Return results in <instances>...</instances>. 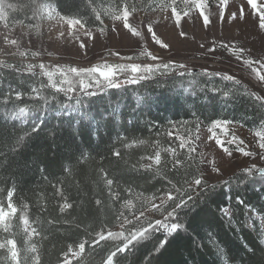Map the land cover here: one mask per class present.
<instances>
[{
	"label": "trees",
	"instance_id": "1",
	"mask_svg": "<svg viewBox=\"0 0 264 264\" xmlns=\"http://www.w3.org/2000/svg\"><path fill=\"white\" fill-rule=\"evenodd\" d=\"M150 1L136 0L141 5ZM99 2L112 7L117 0H95L90 5L87 0H31V5L55 8L94 29L103 27L101 17L98 20L91 10H103ZM0 6L18 24L31 26L39 17L26 0H0ZM22 65L14 64L15 70L10 69L12 65H0V97L12 90L13 96L32 100L21 105L28 109L23 113L0 105V200L6 202L11 189H16L13 200L20 217L13 223L20 264H32L24 260L26 245L34 248L39 264H58L57 257L62 259L65 249L82 248L83 252L81 241L88 242L87 264H101V259L117 252L115 264H264V175L257 173H239L214 188L193 191L192 201L173 218L180 225L174 233L157 228L137 241L107 239L128 228L118 231L123 223L115 216L116 208L126 203L124 197L133 191L143 196L164 195L170 187L168 179L182 182L183 172L188 175L195 169L186 167L189 164L170 135L171 127L196 120L207 125L230 120L250 127L264 122V111L251 90L219 76H202L203 72L141 76L139 82L119 83L118 89L103 87L104 78L92 77L88 90L81 78L72 75L71 84L58 90L47 74H60L56 71L60 67L45 63L43 71L30 72ZM229 90L230 96L221 94ZM20 128L31 130V135L13 152L10 147L15 146ZM141 140L145 143L140 144ZM156 144L162 162L167 161L158 177L145 171L141 159L157 150ZM138 160L141 166L136 169ZM103 177L114 181L111 188ZM114 191L120 192L121 199L115 200L114 195L109 199ZM61 192L72 204L66 213L59 212L64 202ZM95 200L110 208L98 209ZM225 209L230 210V217ZM25 213L31 224L26 233ZM98 232L105 234L106 242L97 241Z\"/></svg>",
	"mask_w": 264,
	"mask_h": 264
},
{
	"label": "rangeland",
	"instance_id": "2",
	"mask_svg": "<svg viewBox=\"0 0 264 264\" xmlns=\"http://www.w3.org/2000/svg\"><path fill=\"white\" fill-rule=\"evenodd\" d=\"M179 3L180 0H177ZM215 3V0H212ZM261 7H264V0H257ZM102 9H108L109 6L103 5ZM109 2H107L108 4ZM111 3V2H110ZM137 3V2H136ZM153 0L147 2L144 5L145 10H138L130 17V23L133 26L138 27L143 33L145 40H147V46L149 50L153 51L160 59L152 61L144 56H139L136 61H132L131 57H137L140 51L141 45L144 41L139 37L132 36L124 29L121 21L111 19L108 15H102L103 28L106 30L104 33L100 31V28H79L76 29L64 24L56 23L55 21H48L46 18L40 21V17L36 22L29 26L26 24H18L11 22L8 19V14L0 6V65H14L21 63L23 65L33 64L37 67L31 69L30 72L43 71V64L50 63L60 68H67L72 66L73 68H79L81 71H86L89 68H94L99 64H130L135 63L138 66L145 67H158L159 65L167 62L173 65L175 64H187V71L198 72H211V75L219 76L222 72L241 78V83H237L245 90H251V95L258 105L264 111V91H262L254 75H250L247 67L242 65V60H237L231 56L229 52L220 48L221 44H232L239 46L244 51V55L249 58H258L264 55V44H262V38H264V32L258 27V16L247 5V0H230V10L235 11V6L243 4L245 10L248 11V16L252 19L251 25L248 22L244 24L234 25L235 21L227 20L225 16L224 22H220L217 19L216 8H210V17L213 21L214 27L210 25V29L203 27L201 19L197 16L196 12L191 14V17H184L182 23L177 25L175 18L172 16L171 10L160 12L155 7H148ZM47 8L55 9L52 7ZM58 11V10H57ZM151 22L154 24L157 34L161 36L166 43H169L168 49H161L158 45L151 42L150 35L146 30V23ZM36 23H39V27H36ZM79 33V39L73 38V32ZM87 31V32H86ZM184 31L186 36L181 37L179 33ZM64 35L61 36L60 33ZM91 34L95 39L89 38L87 35ZM83 42L86 47L84 49L79 48V44ZM203 45V47H201ZM216 47V52H208L207 49ZM145 53L147 49L144 50ZM23 52H39L40 56L36 58L24 57L21 55ZM116 52L120 53V56L115 55ZM26 71L28 69L24 68ZM183 72L180 69H169L167 73ZM166 73V74H167ZM155 75H161L157 72ZM154 75V76H155ZM165 75V74H164ZM189 75V74H188ZM259 76V72L256 73ZM162 76V75H161ZM122 74L117 73L115 79L117 83H127L130 79V75L124 77ZM220 77V76H219ZM47 78L50 84L56 89L60 90L67 86L66 77L61 74L49 76ZM103 78V77H102ZM221 78V77H220ZM264 79V77H261ZM69 80L70 78L67 77ZM251 81V82H249ZM232 83H235L231 81ZM225 123H229L227 130L229 135L235 134L240 139L245 141L247 150L258 151L259 140L255 135L256 132L264 130V122H259L253 126H247L240 122H233L230 120H224ZM199 122V123H198ZM200 129V140H194L192 137L194 133L192 129L195 125ZM211 124V123H210ZM207 124L202 121L196 120L192 123H187L181 126H173L170 129L171 137L176 138V143L183 149V157L187 161V164H191V167L195 168L197 161L201 158L200 154L203 153L205 157L212 158L216 156L221 149L215 144V141L211 139V134L207 132ZM218 134H221V138L227 144V138L222 135V130H217ZM179 133V135H177ZM181 138L188 139L189 143L193 145L195 151L191 152V156L195 157V160H189V148L188 145L182 146L180 144ZM149 148V147H148ZM171 149V148H170ZM171 153V152H169ZM238 159L231 160L224 165L223 174L211 173V178L208 180L210 185H216L222 181L228 180L233 175L239 173L248 174V169L255 168L264 169V161H260L258 157H244L240 154H236ZM178 155H176L177 157ZM227 159V158H226ZM253 162H255L253 164ZM151 160H142V164L145 167H152ZM187 171V168L183 169ZM258 174V171H253L252 174ZM183 176L190 179V176L183 172ZM207 175V173L205 174ZM263 175V174H262ZM179 187V185H177ZM186 187L193 188V191L197 192L200 189L195 190L194 185L188 184ZM175 195V193H174ZM159 201H157L158 203ZM136 203V201H133ZM127 219L120 226L118 231L123 230L125 227H130L131 224L140 220L141 216H147L153 220L162 219L158 215H152L151 208L146 209L144 212H137L135 216H132V209L129 208L125 211ZM230 217V216H227ZM4 221L3 214H0V224ZM28 229V228H27ZM264 231V227L262 228ZM77 251L82 252V248ZM24 260L32 262L36 257L35 250L32 246L26 245L24 251ZM35 256V257H34ZM110 258V257H109ZM78 257H72L69 254V260L71 264L74 263Z\"/></svg>",
	"mask_w": 264,
	"mask_h": 264
},
{
	"label": "snow or ice",
	"instance_id": "3",
	"mask_svg": "<svg viewBox=\"0 0 264 264\" xmlns=\"http://www.w3.org/2000/svg\"><path fill=\"white\" fill-rule=\"evenodd\" d=\"M27 4L29 6L33 7L34 15H38L40 17V21L44 20L45 18L48 21H55L56 23H64L73 29H76L77 26L79 28H84L85 24L82 22L81 19L78 18H72L67 17L64 15H61L60 12L57 11V9H51L47 8H41L39 5H31V0H26ZM95 0H87V4L94 3ZM230 0H215V3L212 2V0H180L178 3L177 0H153V3L151 5H148V7H155V9L159 10L160 12H165L167 10H171L172 16L175 18V22L177 25H180L182 23V19L184 17H191V14L193 12L197 13V16L201 19L203 27L206 29H210V25L214 27L213 21L210 17V8L215 7L216 8V15L217 19L220 22H224L225 16H227L228 20L239 22V20L244 19L245 17V6L241 4L240 6L233 5L232 7H235V11L230 10ZM247 5H249L252 10L257 14L258 16V27L259 29L264 32V7H261L260 4L257 2V0H247ZM145 10L144 5L137 4L136 0H117V2L108 9L103 10H97L96 8H92L91 10L96 14L97 19L99 20L102 15H108L111 19L116 21H121L123 24L124 29L128 33H130L132 36L139 37L141 40L144 41V44L141 45L140 51L138 53L137 57H131L132 61H136L139 56H144L145 58H148L152 61H157L160 59L157 55L154 54L153 51L149 50L147 46V40H145L144 33L136 26H133L130 23V17H132L136 11L138 10ZM36 27H39V23H36ZM146 30L147 33L150 35L151 42L155 45H158L161 49H168L169 43H166L165 40L161 38L160 35L157 34L156 28L153 23L147 22L146 23ZM100 31L104 33L106 30L101 27ZM87 32V31H86ZM61 36L64 35L63 32L60 33ZM181 37H184L187 35L186 32L181 31L179 33ZM91 39H95L91 34L87 35ZM73 38L79 39V33L74 31L73 32ZM262 44H264V38H262ZM86 47L85 43L81 42L79 44L80 49H84ZM203 47V45H201ZM220 48L224 49L225 51L229 52V54L233 57H235L237 60H242V65L247 67V70L250 75H254L256 77V80L258 82L259 88L264 91V79L261 77H264V55H261L258 58H249L248 56L244 55V51L239 46L232 45V44H221L219 46ZM145 49H147V52L145 53ZM208 52H216V47H211L207 49ZM264 53V52H262ZM24 57H32L36 58L40 56L39 52H23L21 53ZM115 55L117 57L120 56L119 52H116ZM22 68H26L29 71L31 69L37 67V65L33 64H26L22 65ZM180 69L185 73L189 74L190 76L194 73L193 71L188 72V66L187 64H171V63H163L159 65L158 67H145L142 65H137L135 63L130 64H99L95 66L94 68H89L86 71H81L79 68H73L72 66H69L67 68H58L56 69L57 72H59L62 76L66 77V82L71 84V81L67 79V77L75 75L78 78H81V85L84 86L87 89V83L89 82L90 78L92 77H103L105 80V83L102 85L106 88H112L115 86L117 89L119 88V85L117 83V80L115 79L117 73H128L130 75V79L127 81V83H134L139 82L141 76L144 77H151L154 76L157 72H160L161 75H164L167 73V70L169 69ZM10 69L15 70V66H10ZM259 72V76L256 75V73ZM53 73H49V76L51 77ZM202 76H210L211 72L205 71L201 73ZM221 79L226 81H233L235 83H241V78H237L234 75L227 74L222 72L220 75ZM99 82V81H98ZM251 82V81H249ZM13 91L9 90L6 95L3 97H0V105L3 106H9L12 109H19L21 113L28 110L24 106V104L31 103V98L24 99L22 95H15L13 96ZM222 95L225 97H228L231 95V90L227 92H222ZM36 99H40L37 97ZM199 123V122H198ZM195 125L192 129V132L194 133V136L192 137L194 140H200V129L199 126ZM229 123H225L224 120H218L215 121L209 125H206L207 132L211 134V139L215 141V144L219 146L221 149L220 153H218L219 159L216 158V156H213L212 158L205 157L203 153L200 154L201 158L196 163V167L193 171L189 172L188 175L191 177V179H188L185 177L182 182L177 181L176 183H173L171 179H168V184L170 187L165 190L164 195L153 194L152 196H143L141 193H136L133 191L129 196L124 197V200L126 203H123L115 210V216L121 217L120 223L122 224L125 219H127V215L125 214V211H127L129 208L132 209V214L135 215L137 212H144L146 209L151 208L152 215H158L159 217H162V219H151L147 216H141L140 220L136 221L135 223L131 224L130 227L126 228L124 230V233H128V235H125L124 233H114L111 237H108L107 239H120L124 243H126L129 240L137 241L142 238H146L147 234L154 229L162 228L168 231L170 234L174 233L179 230L180 225L173 222V218L176 215V212L178 209L185 208L189 205V203L193 199V188L186 187V185L191 184L194 185L195 190L197 188L201 190L214 188L217 185H210L208 183V180L211 178V173H218L223 174L224 171V165L229 163L231 160L238 159L237 153L244 156V157H258L260 161H264V130L258 131L255 133V135L258 137L259 144H258V151H250L247 150L245 146V141L240 139L237 135L231 134L229 135L227 126ZM185 127H187V123L185 122ZM264 127V126H262ZM222 130V135L227 138V144H225L224 140L221 138V134H218L217 130ZM35 130V129H33ZM31 135V130H28L27 128H20L19 134L16 137L15 140V146L10 147L11 151H16V148L25 141L27 136ZM50 135H52L50 133ZM179 135V133H177ZM121 144L127 145V147L131 148L132 145L128 144L127 141L121 140ZM140 144H144L145 142L143 140L139 141ZM180 144L182 146L188 145L189 148V160H195V157H192L190 154L191 152L195 151V148L192 144L189 143L188 139L181 138ZM151 146V145H150ZM155 149L152 152L151 155L141 157L142 160H151L152 167H144L146 172H151L154 177L161 176V173L164 171V169L167 167V161L162 162L161 158V149L160 145L156 144ZM114 154L119 157L121 160H123V156L121 153L116 150L115 148L112 149ZM164 152H171L172 156L175 157L176 153L174 150L170 148H164L162 149ZM84 154H82L83 157ZM227 158V159H226ZM175 163V161H174ZM255 162H253L254 164ZM136 169H138L141 166L140 161L138 160L135 164ZM159 166V167H157ZM186 167L191 168V164L187 165ZM248 174L251 175L253 171H262L260 168H255L254 166L252 168H249ZM103 173V172H102ZM207 173V175H205ZM167 178L166 174L165 177ZM110 178L103 177V182L106 186L111 188L114 181L111 180V183H109ZM177 184H179V187H177ZM16 189L13 187L11 189V197H9L6 202L4 200H0V214H3L4 221L2 224H0V264H20V252L18 248L19 241L17 240V230H16V224L13 223V221H17L19 219L18 215V206L13 200V196L15 194ZM126 191V190H125ZM172 193H175L173 195ZM113 195L115 196V200L121 199L120 192L114 191L110 192L109 199L112 200ZM61 198L64 201L60 207L59 212L60 213H66L68 209L72 208L71 202H69L65 197L63 192H61ZM133 201H136V203H133ZM157 201H159L157 203ZM95 204L98 206V209L101 208H110V205L106 204V202L102 200H95ZM11 205V207H9ZM28 207V205H27ZM13 209H15V212H13ZM22 206L19 205V211L21 212ZM224 214L226 216H230V210L225 209ZM168 217V219H164V217ZM115 220V217H113V221ZM30 221L28 218V214L25 213V233L27 231V228L30 227ZM135 229V231H133ZM104 233L98 232L96 239L97 241H105L104 239ZM167 241H165L166 243ZM88 243L87 241H81L80 245L83 246V252H79L72 248L71 251H68L65 249V253L63 255V258L61 259L60 256L57 257L58 264H71V261L69 260V254L72 257H78L77 264H87V260L84 259L85 255V245ZM79 247V245H78ZM95 247L93 248V250ZM126 249V248H125ZM123 249V251L125 250ZM38 252V250H36ZM118 253V252H117ZM110 254L104 258L101 259V264H115L114 258L117 255ZM32 264H39V257L36 256L35 259H33Z\"/></svg>",
	"mask_w": 264,
	"mask_h": 264
},
{
	"label": "bare ground",
	"instance_id": "4",
	"mask_svg": "<svg viewBox=\"0 0 264 264\" xmlns=\"http://www.w3.org/2000/svg\"><path fill=\"white\" fill-rule=\"evenodd\" d=\"M250 19H252V18H250L249 16H248V11H247V9L245 10V17H244V19H241V20H239V22L237 23V22H234V25L236 26V25H238V24H244L245 22H248L249 23V25H251V20ZM227 20H228V18H227Z\"/></svg>",
	"mask_w": 264,
	"mask_h": 264
},
{
	"label": "water",
	"instance_id": "5",
	"mask_svg": "<svg viewBox=\"0 0 264 264\" xmlns=\"http://www.w3.org/2000/svg\"><path fill=\"white\" fill-rule=\"evenodd\" d=\"M258 174H260V175H264V169L262 170V171H258Z\"/></svg>",
	"mask_w": 264,
	"mask_h": 264
},
{
	"label": "clouds",
	"instance_id": "6",
	"mask_svg": "<svg viewBox=\"0 0 264 264\" xmlns=\"http://www.w3.org/2000/svg\"><path fill=\"white\" fill-rule=\"evenodd\" d=\"M109 183H111V181H109Z\"/></svg>",
	"mask_w": 264,
	"mask_h": 264
}]
</instances>
